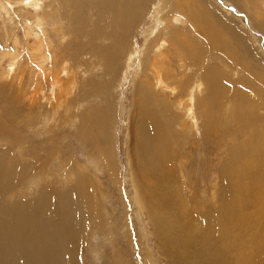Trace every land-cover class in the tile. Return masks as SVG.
<instances>
[{"label": "rangeland", "instance_id": "374dc122", "mask_svg": "<svg viewBox=\"0 0 264 264\" xmlns=\"http://www.w3.org/2000/svg\"><path fill=\"white\" fill-rule=\"evenodd\" d=\"M47 2L51 0H41L45 7ZM209 2L215 9L210 23L215 40L207 33L205 39L203 25L198 22L189 20L183 31L194 47L204 49L203 64H192L187 72L192 86L201 84L199 94L191 99L194 117L186 107L176 106L187 95L173 90V84L168 89L172 94L168 101L180 115L173 121L168 109H156L151 104L163 100L162 92L153 86L147 89L151 98H142L146 102L142 115L136 103L138 89L154 84L152 77L143 74L141 63L151 39L147 37L163 29L157 6H151L152 13L131 37L130 50L137 48V53L134 59L127 54L125 60L130 59L115 82L103 73L105 66L94 60L87 41L81 43L84 49L80 52L75 49L73 36L56 37V42L69 45L70 50L51 61L50 53L42 55L41 49L34 50V37L25 40L26 26L21 17L31 15L32 10L8 1L6 8L0 7V152L6 149L8 157L26 169L10 182V189L6 186L0 191V264H243L246 244L249 246L264 229V153L248 175L252 180L238 176L231 181V175L240 166L233 159L239 154L234 155L235 150L245 145L242 154L250 157L260 147H252L251 139L264 130V30L228 0ZM191 3L186 5L192 7ZM255 3L259 5L256 11L247 6L254 15L260 10L264 16V0ZM28 15L27 20L34 24ZM166 15L171 18L170 9ZM174 24L162 39L176 30ZM183 26L181 23L180 31ZM38 32L43 35L42 29ZM44 42L42 39L47 50ZM167 50L172 52L175 70L179 69L175 49ZM12 55L21 63H15L14 70ZM39 60H47V69L59 62L50 72L51 79L43 81L39 76ZM64 64L74 71L71 75L62 73ZM213 68L221 74V85L233 88L218 108L205 101L210 87L201 80ZM56 74L60 83H55ZM141 76L145 82L138 87ZM36 81L37 87L33 84ZM247 100L253 105L245 106ZM204 102L207 107L202 106ZM103 112L106 117L97 115ZM90 113L84 129L82 118ZM140 116L144 117L141 124H157L158 117L165 126L143 132ZM154 147L171 156L166 170L152 155L149 160V148ZM227 161L233 164L228 167ZM74 190L75 194H70ZM47 197L63 211L55 216L45 210L30 214L34 212L32 218L38 214L45 226L54 225L35 236L43 240L46 250H57L56 256L51 254L52 263L35 257V247L24 243L20 232L14 234L8 222L10 215L7 222L4 217L7 208L1 207V202L12 209L16 206L18 214H23L29 204ZM148 199L154 201L153 210ZM162 215L168 218L167 223L156 224L153 217L158 222ZM75 218L79 223L71 229L73 235L55 233L57 219L60 227L68 229ZM224 218L229 224L226 231L221 228ZM261 259L254 263L264 264L262 254Z\"/></svg>", "mask_w": 264, "mask_h": 264}, {"label": "bare ground", "instance_id": "6f19581e", "mask_svg": "<svg viewBox=\"0 0 264 264\" xmlns=\"http://www.w3.org/2000/svg\"><path fill=\"white\" fill-rule=\"evenodd\" d=\"M7 1L8 3L9 2H13L14 4L19 3L22 6L26 7L27 9L32 10L31 15L24 14L21 17V20L24 21L23 23L26 26L25 40H27L29 37H34L33 39L34 40L33 46H35L34 50L41 49L42 55L43 53L44 54L50 53L52 57L49 56V60L53 61V58L60 59L62 56L66 55V52L68 50H70V47L69 48L66 47L69 45L63 46L61 42L58 43L62 37L73 36L74 39L72 40V42L74 43L75 49H77L80 52H82L84 49V46L81 43L87 41L88 44L87 46L89 48H92L94 60L100 66L101 65L105 66L103 73L109 75L110 78H112L110 81H114V82L117 81L118 79L117 76H119V74L121 73L120 70L125 65V62H127L130 59L129 58L128 60H125L127 54H130L132 56L131 59H134L135 54L137 53L136 52L137 48L136 49L133 48V52L130 50V47H132V44L130 46L131 37L138 29L139 27L138 25L142 23L145 20V18L148 15H150V13H152L154 6L155 7L157 6L158 8L157 13L159 14L158 18L160 19L163 25V29L160 32L156 33L155 36L149 35L147 37V39L151 37L152 40L151 39L149 40V44L147 45L144 51V56L142 58V63H141L143 67L142 68L143 74L145 75L148 74V76L152 77L151 80H153L154 84L147 83L146 90H142L141 88L138 89L137 92L138 99L136 103L137 106L140 107L139 109L142 115V111L146 106V102H144L142 98L143 99L145 98L146 100L148 98H151L149 94L150 91L147 89H151L153 86L158 90V92L160 93L162 92L163 100L158 101L161 103H155L154 101H151V104L156 109L157 108L168 109L169 112L173 115L170 117V121H173L175 118L178 120L180 115L177 114L176 110L172 109L173 107H171L168 101L169 99H171L172 96V94L168 91V89H170V86L174 84L176 87L173 90H176L177 92L180 91L183 94L187 95V99L179 100L178 102L175 103L176 106L178 108L186 107L188 109V114L191 115L192 113L194 117V112L193 109L191 108L193 106L190 105L191 99L194 100L196 94L197 95L199 94L201 84L198 85V82H196V84L192 86L193 82L190 83L192 78L187 74V72L191 70L192 64H196L198 67H200V65L203 64L204 49L203 47L201 48L199 46L194 47L193 42L188 38L186 34H183V31L185 29V25L187 24V22L192 21L193 23L196 24L198 22L200 25H203L202 26L203 32L201 31V33L205 36V39H206L205 34L207 33L208 36H210V38L215 40L212 32L210 31L211 28L210 23L213 24V16H214L213 11L215 9L212 3L209 2V0H51V2H47L46 5L47 7L42 5L41 0H0V7L6 8ZM188 1H192L191 4L194 9H192L190 4L186 5ZM228 1L234 4L235 6L244 9L249 14L250 17L255 19L254 23H256V27L259 24L260 25L258 27L259 30L261 29L264 30L263 13H261L259 10V13L254 15L251 7L249 8L247 6V5L252 6V8L256 11L259 5L255 3V0H228ZM151 6H153V8H151ZM45 9L48 11V13H45L44 11ZM168 9L171 10V14H172L171 18L166 15ZM18 11L21 12V10ZM27 15L32 17V19L34 20V24L30 23L29 20H27ZM192 22L189 24H192ZM174 23H176V25ZM181 23L184 24V26L182 27L183 28L182 31L179 30V26L181 25ZM173 24H174L173 27L176 30L169 32L168 37L166 39H162V37L165 35V32L168 31ZM187 26L190 27V25ZM38 29H42L43 35H41L38 32ZM188 32L189 31H187L186 33L188 34ZM199 32L200 31H198V33ZM56 37H59L60 39L58 42H56L57 41ZM184 37L188 38L189 42L186 41ZM42 39H45L44 43L48 45L47 50L46 49L44 50L43 48ZM158 41H160L161 43L159 46L156 47L155 44L158 43ZM234 42L237 43L239 41L237 42L234 41ZM16 44H18V39H15V45ZM168 48L171 50L173 48L175 49V54L179 62L177 64H180L178 66L179 69L175 70L174 65H176V63L175 60L172 59V52L171 51L168 52L167 50ZM152 53L153 54L158 53V54L155 55V57H152L151 56ZM201 56L203 59L201 58ZM12 58L13 59L11 60V62L13 64L11 69L14 70V66H15L14 64L15 63L21 64V63L18 60L19 58L18 56L17 57L13 56ZM40 58H43V56H41ZM165 58L167 59L170 58L171 60L166 61ZM196 60L198 62H196ZM46 61L47 60L44 61L39 60L38 62L39 65L37 68L39 76L43 81H45L47 78L51 79L50 72L56 69L57 66L59 65V62L53 63L54 64L53 67L47 69V67L45 66V63H47ZM130 62H133V60H130ZM65 64H67V62ZM78 65L80 64L78 63ZM215 71L216 70L214 68L213 70L212 69L207 70V72L203 74L201 80L204 79L205 80L204 83L206 84L207 82L210 87V94L206 97L205 101L207 100V102L211 106L217 105L216 107L213 108H218L221 105V103L225 100V98L229 97L228 95L231 94L230 89L232 87L228 88L226 85H221L220 83L221 74ZM73 72L74 71L69 66V64L65 65V68L62 71V73L66 75L69 74L71 75V73ZM194 75H196V73H194ZM142 76L139 84L137 85L138 87L145 82V79ZM57 78L58 75L56 74L54 76L55 83L57 82L60 83V81ZM151 80H149L148 82H150ZM38 83L39 81H36L33 84L35 85V87H37L39 86L37 85ZM187 83H190L188 84V86H191L188 90L186 89ZM232 92H233L232 95H236L234 91ZM0 93L2 94L3 91L0 90ZM35 95L36 94H34V96ZM6 97L12 103H15V99H13V97H11L10 95H6ZM204 105H206V102L202 103V106ZM252 105L253 102L250 100H247V102L245 103V106H252ZM13 106L16 112L17 109L14 104ZM90 115L91 113L89 115L83 116L82 118L81 125L84 129L86 128V125L90 122L89 121ZM97 115H100L101 117H106L107 114L103 112ZM156 120H157V124L156 122L154 123L144 122L143 124H141L144 121V117L140 116L139 125H142L141 126L142 131L154 132L157 129V127L165 126V123L161 122L158 119V117H156ZM151 139L153 138L151 137ZM248 141H250V139H248ZM251 142H252V147H257L258 145L260 147L250 157L242 154L245 145L241 146L242 148L239 147L238 149L235 150L234 155L236 153L239 154L233 156V159L236 162H238L240 166L237 167L238 171L236 173L234 172L232 173L231 181L236 180L238 176L239 177L247 176V178L252 180V178L248 175L254 169L252 167L254 165H257L259 161V157H261L262 153H264V130L260 129L259 131H257L256 135L251 139ZM4 151L5 153H2L3 151L0 152V191L1 192H3L6 186H8L9 188L11 186L10 182L14 180L16 177H18V175H21L22 172L24 173L26 170L24 164L22 165L20 164L21 165L20 166L17 162H15V160L10 159L8 157L9 152H7L6 149ZM150 155H152V158L156 159L157 162L160 163L161 169L166 170L168 168V164L171 162V156H169V153L165 151H161L159 149L157 150L156 147H154L153 149L149 148V153H148L149 160H150ZM231 158L232 155H229V159ZM232 164L233 162L227 161L226 166L230 167ZM77 190H74L73 192L70 191L71 192L70 194L74 193ZM49 197L45 199L43 198L39 202L35 203L33 206L29 204L30 206L28 205V207H26V211H24L23 214H18V211L15 210L16 206H14L12 209L7 207V204L2 205L1 202V207L6 206L5 208H7V211L5 212V214L6 213L7 214L4 217L7 222L10 215L11 219L8 222L12 225V230L14 231V234L16 235V233L20 232V234L23 237L24 243H29L28 246L35 247L33 249L34 251L37 252V255L35 257H37L41 261L47 260L52 263L54 262V259L52 258L51 254L56 256L57 250L54 248L55 253H51L50 251L46 250L44 248L43 240L42 239L38 240L35 236L39 235L36 233L37 231L41 230L40 231L41 234L42 232L45 233V228H52L54 225H52V227L45 226L43 220L39 219L38 214L36 215L35 218L34 217L32 218L34 212L38 210L40 212L44 210L45 212L48 211L52 216L58 214L59 211L60 212L63 211V210L61 211L62 207L60 208L59 205L55 207L56 204H54ZM147 201L150 206L149 208L153 210L152 203L154 201L152 199H148ZM32 210L34 212L30 214ZM19 218H21V221H19ZM153 218L156 224H159L160 223L159 221H165L167 223L166 220H168V218H165L163 215L160 216V220H158V222L156 216ZM224 220L225 221H223L221 224V228L223 229V231H226L228 230L227 228L228 221L226 220V218H224ZM78 221L79 218H75V220H73L71 223L72 227L69 226L68 229H65L63 227H60L61 225L57 223L58 222L57 219L55 226L57 230L59 227L61 228V230L60 231L56 230L55 233L57 235H60L58 233L65 234L67 232L69 233V237H70L74 233V230L71 229L72 228L75 229L77 227V224L79 223ZM253 222H255V220H253ZM262 225L264 226V224ZM21 232L24 233V235ZM246 234L248 233L246 232ZM240 236H238V238H240ZM237 242L239 243V241ZM237 242L235 243L236 245H238ZM244 251L245 250L243 249L242 252ZM261 254L264 257V229L261 231V235L257 236L249 246L246 244V256L244 257L245 260L244 261L242 260L243 264H256L258 262L257 259L259 261H263L261 259ZM254 260L256 261V263H254L255 262Z\"/></svg>", "mask_w": 264, "mask_h": 264}]
</instances>
